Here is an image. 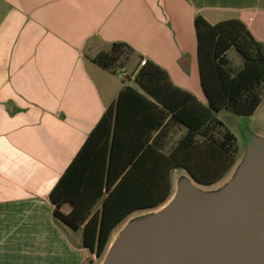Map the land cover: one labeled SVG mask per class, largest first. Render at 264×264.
<instances>
[{
  "label": "crops",
  "instance_id": "crops-1",
  "mask_svg": "<svg viewBox=\"0 0 264 264\" xmlns=\"http://www.w3.org/2000/svg\"><path fill=\"white\" fill-rule=\"evenodd\" d=\"M199 14L240 19L264 42V0H0V264H87L83 226L58 220L50 193L121 89L146 94L145 59L207 101ZM114 42L133 48L117 72L95 61Z\"/></svg>",
  "mask_w": 264,
  "mask_h": 264
},
{
  "label": "trees",
  "instance_id": "trees-1",
  "mask_svg": "<svg viewBox=\"0 0 264 264\" xmlns=\"http://www.w3.org/2000/svg\"><path fill=\"white\" fill-rule=\"evenodd\" d=\"M195 27L207 101L145 59L135 81L147 95L130 85L121 89L50 193L54 216L72 229L83 226L84 245L97 257L106 255L113 231L132 213L170 200L174 170L212 186L238 162L237 136L216 112L250 116L262 103L264 42L237 18L212 24L199 14ZM123 48L133 51L126 42H114L95 61L117 72ZM231 49L242 59L239 68L231 65ZM170 132L176 133L171 142ZM66 203L72 205L69 213L63 211Z\"/></svg>",
  "mask_w": 264,
  "mask_h": 264
},
{
  "label": "water",
  "instance_id": "water-1",
  "mask_svg": "<svg viewBox=\"0 0 264 264\" xmlns=\"http://www.w3.org/2000/svg\"><path fill=\"white\" fill-rule=\"evenodd\" d=\"M233 173L205 191L185 172L169 201L132 218L103 264H264V139L250 137Z\"/></svg>",
  "mask_w": 264,
  "mask_h": 264
},
{
  "label": "rangeland",
  "instance_id": "rangeland-1",
  "mask_svg": "<svg viewBox=\"0 0 264 264\" xmlns=\"http://www.w3.org/2000/svg\"><path fill=\"white\" fill-rule=\"evenodd\" d=\"M121 52L122 54L120 58L118 59L119 65L120 64L123 65L125 59H127V57H129L133 53L127 48L121 49ZM228 57L232 59V62H234L233 63L234 65L239 64L242 61V59L240 58V56L238 55L235 49H231V51L228 54ZM122 70L129 72V73L131 72V68L129 66H126ZM216 116L220 118L225 123V125L237 136L238 144L240 148L239 159H238L237 164L245 156L251 136L258 138V139H264V113L262 114V111H258L254 115H250V116H240V115L233 113L232 111L228 109H222L216 112ZM235 167L231 170V172L223 180H221L217 184H214L212 186L200 185L199 187L205 191H216L220 189L224 184L228 183L231 180V178L235 175V173H233L235 170ZM182 175H185V171L182 169H177L173 172V195L177 191L178 179ZM146 213H148V211H142V210L136 211V213L135 212L132 213L131 214L132 216L130 215L126 220H131L134 217L142 216ZM125 221L123 222V224L125 223ZM123 224L121 223L120 226L115 229L116 232L115 230L113 231L111 242L114 239V235L116 236L122 231ZM104 257L105 256L97 257L87 248V257H86L87 264H103L104 259H105Z\"/></svg>",
  "mask_w": 264,
  "mask_h": 264
},
{
  "label": "bare ground",
  "instance_id": "bare-ground-1",
  "mask_svg": "<svg viewBox=\"0 0 264 264\" xmlns=\"http://www.w3.org/2000/svg\"><path fill=\"white\" fill-rule=\"evenodd\" d=\"M176 183H177V182H176ZM161 206H162V205H161ZM158 208H159V207H158ZM158 212H159V211H158ZM135 213H136V212H135ZM135 215H137V214H135ZM131 216H132V215H131ZM131 218H132V217H131ZM131 223H132V219H131L130 221H129V220H126L124 224L122 223V224H123V229H122V231H123L126 227L130 226ZM119 226H120V225H119ZM119 226H118V227H119ZM122 231H121V232H122ZM115 232H116V230H115ZM121 232H120L118 235H116V236L114 235V239H113V241H115V240L119 237V235L121 234ZM117 233H118V232H117ZM113 241H112V242H113Z\"/></svg>",
  "mask_w": 264,
  "mask_h": 264
},
{
  "label": "built area",
  "instance_id": "built-area-1",
  "mask_svg": "<svg viewBox=\"0 0 264 264\" xmlns=\"http://www.w3.org/2000/svg\"><path fill=\"white\" fill-rule=\"evenodd\" d=\"M120 73V72H119ZM120 75L123 77V78H127L128 74L126 71H121Z\"/></svg>",
  "mask_w": 264,
  "mask_h": 264
}]
</instances>
